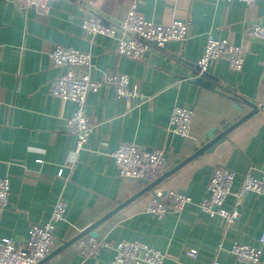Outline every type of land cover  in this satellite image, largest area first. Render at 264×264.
<instances>
[{
  "label": "crops",
  "instance_id": "0c3cea01",
  "mask_svg": "<svg viewBox=\"0 0 264 264\" xmlns=\"http://www.w3.org/2000/svg\"><path fill=\"white\" fill-rule=\"evenodd\" d=\"M133 5L156 24L169 25L175 14L188 24V39L165 48L152 46L146 59L138 61L119 55L115 39L89 35L82 27L90 16L105 26H119ZM50 6L49 15L40 16L0 0V179L11 183L10 203L0 210V240L25 242L31 226L45 224L55 204L64 201L68 211L55 231L57 250L145 188L119 176L112 154L122 144L164 150L165 174L207 144L212 129L221 132L249 112L244 104H239L242 110L236 108L232 97L264 104V41L246 38L252 25H264V0H51ZM209 37L244 50L241 72H233L226 60L210 64L207 72L218 79L217 91L193 82ZM56 45L89 52L92 79L125 74L144 97L119 99L114 85L91 92L86 114L94 131L88 149L76 157V137L67 128L76 106L50 95V84L64 73L50 56ZM176 106L192 111L187 138L168 130ZM217 168L236 172L234 192L247 174L264 178V110L232 130L213 152L103 222L97 239L145 243L166 255L164 264H251L230 253L233 244H246L262 250L264 264V194L248 192L239 206L230 195L224 208L237 207L240 214L231 224L199 206ZM155 189L179 192L192 202L158 218L147 212ZM79 241L43 264L112 263L113 249L103 247L98 255L84 257ZM190 250L197 251L195 258Z\"/></svg>",
  "mask_w": 264,
  "mask_h": 264
},
{
  "label": "built area",
  "instance_id": "2783aa9c",
  "mask_svg": "<svg viewBox=\"0 0 264 264\" xmlns=\"http://www.w3.org/2000/svg\"><path fill=\"white\" fill-rule=\"evenodd\" d=\"M22 12L34 11L40 16H48L51 11V0H10ZM221 1V0H210ZM230 1V0H229ZM252 4L255 0H241ZM169 25L156 24L148 21L138 12L137 5H133L126 18L119 26H105L96 16L83 20L82 27L89 35H101L115 39L118 42V54L131 57L138 61L146 59L154 44L158 48H165L171 42L184 43L188 39V24L171 14ZM247 39L264 41V25H252L247 33ZM54 66L63 68L64 73L50 84V95L62 101L73 102L76 106L74 115L67 120V128L76 137V148L73 156L88 149L89 140L94 131V125L86 114L87 96L91 92H98L103 86L114 85L117 98L131 102L135 99L144 101L143 95L136 86H131L129 76L117 75L114 72L105 74L102 81L91 78L88 70L92 61L89 52L65 48L56 45L50 53ZM226 60L233 72H241L244 68V50L240 46L231 44L228 40H216L209 37L203 55L198 61L200 75L207 72L211 63ZM193 114L191 109L176 106L170 117L169 132L187 138L190 136ZM119 176L131 178L140 185L156 181L166 169V154L162 149H146L135 144H122L113 154ZM62 170L58 176H62ZM236 172L217 168L213 171L208 184V197L199 203L202 211L214 216L224 217L229 224L235 222L240 214L237 209L228 211L224 208L226 199L233 195L237 206L248 192L264 194V178L257 179L247 174L238 192L233 191ZM11 183L9 178L0 179V210H4L10 203ZM147 212L163 218L172 212H181L192 202L191 197L176 191L163 192L155 189L151 195ZM68 205L60 201L53 207L51 217L45 224H34L29 231L28 239L23 243H15L4 238L0 240V264H39L46 259L56 247L55 231L57 225L65 221ZM80 253L84 257L96 256L103 247H110L114 251L111 264H164L166 255L154 250L142 242L108 241L83 237L80 239ZM264 245V234L261 237ZM230 253L239 260L251 264H260L262 250L258 247L235 243ZM195 258L196 250L188 253ZM213 264H220L214 262Z\"/></svg>",
  "mask_w": 264,
  "mask_h": 264
},
{
  "label": "water",
  "instance_id": "95a60500",
  "mask_svg": "<svg viewBox=\"0 0 264 264\" xmlns=\"http://www.w3.org/2000/svg\"><path fill=\"white\" fill-rule=\"evenodd\" d=\"M154 46H156V45L154 44ZM195 72H196V78H195V80L193 82L196 85L208 88V89L213 90V91H217V85H216V82H218L217 78L213 77L208 72H205V73L200 75V67L198 65L196 67V71ZM232 100L234 101V104H235L236 108H238L239 110H242V108H241V106L239 104H244L245 106H247L249 108V112L247 114H245V116H243L235 124H233L231 126H228V125L225 124L223 126V130L221 132H218L216 129H212L207 135V137L209 138V142L207 144H205L202 148H200L197 152H195L190 157L186 158L183 162H181L179 165H177L176 167H174L170 171H168L165 174H163L162 176H160L153 183L148 184L147 181H143V183L145 184V188H143L140 192H138L137 194H135L134 196L129 198L126 202H124L123 204H121L120 206L115 208V210H113L112 212H110L109 214L104 216L102 219H100L95 224H93L90 227H88L87 229H85L83 232H81L78 236H76L75 238H73L69 242L64 243L57 250H53L52 253L46 259L41 261L39 264H43L46 260H48L51 257H53L54 255L58 254L59 252H61L65 248L70 247L71 245H73L74 243H76L77 241L82 239L83 237L88 236V237H92L94 239H97L98 238V233L96 232V229L103 222H105L106 220L110 219L112 216H114L119 211H121L122 209H124L125 207H127L128 205L133 203L134 201H136L141 196H143L146 193L150 192L154 187L158 186L166 178H168L171 175L175 174L177 171H179L181 168H183L184 166H186L187 164H189L193 160L199 158L200 156H202L204 154L213 152L215 150V148L219 144H221L223 141L226 140L228 134L232 130H234L235 128L240 126L243 122L248 120L253 115L257 114L258 112H260L262 110H264V104L256 105V104H254L252 102H249L247 100H245V101L240 100L238 97H232Z\"/></svg>",
  "mask_w": 264,
  "mask_h": 264
}]
</instances>
